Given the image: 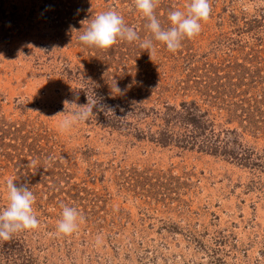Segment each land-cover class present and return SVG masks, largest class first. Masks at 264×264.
Returning a JSON list of instances; mask_svg holds the SVG:
<instances>
[{"label": "rangeland", "instance_id": "374dc122", "mask_svg": "<svg viewBox=\"0 0 264 264\" xmlns=\"http://www.w3.org/2000/svg\"><path fill=\"white\" fill-rule=\"evenodd\" d=\"M189 2L158 0L162 27ZM210 4L172 53L133 0H0V210L11 179L39 220L1 264H264V0ZM108 10L140 39L84 45ZM87 95L94 115L61 131ZM193 117L218 149L211 128L182 139ZM61 205L79 213L71 235Z\"/></svg>", "mask_w": 264, "mask_h": 264}, {"label": "clouds", "instance_id": "9594fccd", "mask_svg": "<svg viewBox=\"0 0 264 264\" xmlns=\"http://www.w3.org/2000/svg\"><path fill=\"white\" fill-rule=\"evenodd\" d=\"M135 8L139 11L148 23L146 27L150 30L155 41L166 45L167 50L175 53L182 46V41L193 39L202 30V24L210 19L212 8L210 0H190L187 5V13L181 10H172L168 14L171 26L163 28L161 22L155 15V8L158 0H133ZM140 37L135 29L125 24L121 15L115 10H108L99 13L91 20L87 31L79 36V40L88 47L107 51L119 41L132 43ZM140 47L147 50L150 59L156 52L152 39H146ZM65 110L67 105L74 104L68 100L64 102ZM76 105V104H75ZM80 111L66 116L60 123L61 131L70 130L77 122L87 121L94 115L93 109L97 107V101L87 95V103L77 106ZM102 110V108H101ZM108 111L112 112L111 109ZM62 112V113H63ZM7 206L0 210V239H9L11 234L22 230H34L39 226V220L34 214L33 204L35 196L27 186L17 187L13 180L7 181ZM62 215L57 223V232L64 235H71L78 228L79 213L74 207L61 205Z\"/></svg>", "mask_w": 264, "mask_h": 264}, {"label": "trees", "instance_id": "16d2710c", "mask_svg": "<svg viewBox=\"0 0 264 264\" xmlns=\"http://www.w3.org/2000/svg\"><path fill=\"white\" fill-rule=\"evenodd\" d=\"M192 122H190L189 124H187L188 130L187 133H184L186 135H181L182 139H184V141H186L187 143L190 142H198V136L202 134V132L205 133V131H207V129H210V124L204 121H201L199 119V117H193L192 118ZM207 123V124H206ZM214 127V126H213ZM210 129V133H211V139L213 140V144L212 146L216 149L219 148V146H217V141H216V134H215V129L214 128ZM17 239V238H16ZM13 235L11 234L10 238L5 240V239H0L1 245H0V264L2 263V261L4 259H6V262H10L9 259V255H11L14 250H16V247H14V245L16 244L14 240H16ZM13 245V247H12ZM10 252V253H8ZM5 254H7V256H5ZM15 255V254H13ZM5 256V257H4Z\"/></svg>", "mask_w": 264, "mask_h": 264}]
</instances>
